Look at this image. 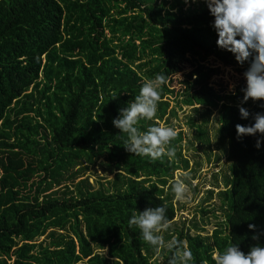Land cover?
Returning <instances> with one entry per match:
<instances>
[{
  "label": "trees",
  "instance_id": "obj_1",
  "mask_svg": "<svg viewBox=\"0 0 264 264\" xmlns=\"http://www.w3.org/2000/svg\"><path fill=\"white\" fill-rule=\"evenodd\" d=\"M188 12L174 13V4L166 8L164 0H0V264H168L167 248L156 259L157 248L129 220L161 205L169 222L174 217V193L171 184L164 186L188 166L182 133L171 141L175 157L153 160L128 152L127 134L112 120L145 79L157 73L170 79L175 42L205 53L214 49L217 33L206 3ZM204 67L197 63L196 77L185 81L175 103L202 105L204 113L218 108L214 119L228 173L216 192L224 222L211 237L174 229L194 264H214L213 253L232 244L245 253L264 246V136L237 138L235 129L254 123L264 101L240 104L242 85L216 91ZM167 83L156 116L138 121L141 132L174 113L164 99L173 92ZM238 105L249 111L247 119ZM204 134L196 126L199 140ZM99 156L112 179L93 188L83 178L73 188L52 190L85 168L71 171L75 165L93 164ZM103 248L106 254L97 250Z\"/></svg>",
  "mask_w": 264,
  "mask_h": 264
},
{
  "label": "clouds",
  "instance_id": "obj_2",
  "mask_svg": "<svg viewBox=\"0 0 264 264\" xmlns=\"http://www.w3.org/2000/svg\"><path fill=\"white\" fill-rule=\"evenodd\" d=\"M210 14L214 17L212 27L217 33V46L231 52L238 63L249 61V67L243 73L246 86L242 89L240 104L253 101H264V0H204ZM162 73L154 78L145 79L134 101L119 110V115L112 123L120 132L127 134L124 147L128 152L151 159L164 156L175 157V148L170 146L178 133L170 126L159 124L141 132L137 123L141 118L152 120L158 111L162 86L167 83ZM117 94H113L115 99ZM241 118L247 119L249 111L238 105ZM251 125L236 124L237 138L246 135L264 136V113L253 114ZM257 148L260 140L257 139ZM189 178L188 173L182 174ZM176 199L184 198L187 186L181 179L171 182ZM135 225L142 239L154 248H167L170 253L168 264H194V257L186 242L173 237L165 241L160 233L170 227L166 216V207H146L134 212L129 226ZM250 229L255 225L249 224ZM253 239H258L254 236ZM212 259L214 264H264V246L259 244L250 247L247 253L241 251L236 244L229 245L222 252L216 250Z\"/></svg>",
  "mask_w": 264,
  "mask_h": 264
},
{
  "label": "rangeland",
  "instance_id": "obj_3",
  "mask_svg": "<svg viewBox=\"0 0 264 264\" xmlns=\"http://www.w3.org/2000/svg\"><path fill=\"white\" fill-rule=\"evenodd\" d=\"M156 1L160 3L163 0ZM164 1L166 2V8L174 4V13L179 9L183 14L189 13L188 8L199 2H204V0ZM213 45L214 49L209 53H205L199 46H191L188 43L179 41L175 42L171 49L173 73L167 84L169 88L173 89V92L165 95L164 99L169 101V107L174 108V113L168 112L159 124L173 127L177 132L182 133L181 154L183 158L187 159L188 166L187 168L175 170L173 174V180H183L187 186V191L184 198L180 200L176 199L175 194H173L175 215L169 222L170 227L160 233L163 238L166 233L171 234L169 239L164 238L166 242L176 236L174 230L176 228L189 230L192 234L200 231L201 235L211 237L217 222H224V211L219 208L220 201L216 192L224 186L223 178L228 173V168L227 158L222 152L221 144L218 143V123L214 119L218 108L210 107L209 112L204 113V106L202 105H184L180 103L177 105L175 103L176 98H181V95L178 96V94L185 88V81H191L196 77L193 72L197 63L205 66L204 71L208 75L206 82L216 91L228 93L235 91L236 87L240 85L246 86L243 73L249 67V61H245L243 64L238 63L231 52L218 47L216 42H213ZM214 70L216 71L214 72ZM190 74L191 77L189 78ZM37 118L39 120L40 116H37ZM204 119L205 122H202ZM198 125L205 132L200 140L196 136V126ZM105 162V156H99L93 164L83 160L81 165L77 164L71 168V171H75L79 166L85 167L80 170V173L70 180H63L59 185L54 186L52 190L62 189L65 185L73 188L74 184L83 178H87L93 188L98 187L101 183H106V180L113 178L114 172L108 170ZM183 173H188L189 178H185L182 175ZM171 180H167L164 186L165 190L171 184ZM203 209H206V212L202 213L201 210ZM194 223H197L203 229L196 228ZM225 226L223 223V227ZM42 239L44 238H40V240ZM184 242L186 241L184 240ZM97 250L104 254L107 253L106 248ZM163 253L164 248H157L154 257L159 260L162 258ZM84 262L82 261L81 264H85Z\"/></svg>",
  "mask_w": 264,
  "mask_h": 264
}]
</instances>
